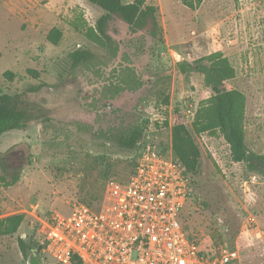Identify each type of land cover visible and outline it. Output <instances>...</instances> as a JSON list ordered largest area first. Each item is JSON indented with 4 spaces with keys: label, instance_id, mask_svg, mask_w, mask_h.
<instances>
[{
    "label": "rangeland",
    "instance_id": "374dc122",
    "mask_svg": "<svg viewBox=\"0 0 264 264\" xmlns=\"http://www.w3.org/2000/svg\"><path fill=\"white\" fill-rule=\"evenodd\" d=\"M144 1L156 7L162 35L131 32L114 16L107 24L114 48L109 53L83 35L103 13L86 0H0V91L20 92L44 81L47 86L32 98L50 111L48 121L0 137L2 157L16 146L0 172L23 166L15 185L0 187V217L25 214L15 233L0 236V264H30L32 255L22 257L16 238L37 234L35 217L27 213L31 204L43 217L68 214L72 200L81 201L77 186L86 153H106L119 164L105 184L128 178L134 151L106 142V133L147 119L144 138L163 143L170 136L172 109L178 106L188 119L187 111L210 95L203 75L181 72V61L216 50L227 55L235 69L230 83L245 96L246 145L264 153V0H203L194 9L181 0ZM54 26L62 32L56 45L45 38ZM77 48L90 49L96 59L72 67L68 53ZM27 68L37 70L39 79L29 77ZM7 70L15 73L11 82L3 77ZM195 139L201 171L181 221L201 239L236 249L239 264H264V177L233 162L218 133ZM38 259L58 264L46 254Z\"/></svg>",
    "mask_w": 264,
    "mask_h": 264
},
{
    "label": "trees",
    "instance_id": "16d2710c",
    "mask_svg": "<svg viewBox=\"0 0 264 264\" xmlns=\"http://www.w3.org/2000/svg\"><path fill=\"white\" fill-rule=\"evenodd\" d=\"M86 1L98 6L103 13L93 26L84 29L83 35L89 42L109 53H112L114 48L113 39L107 33V24L114 16L123 21L131 32L146 30L154 38L162 35L156 7L146 4L144 0H132L131 2L123 0ZM202 1L181 0L186 7L191 9L196 8ZM61 36V29L54 26L46 33L45 38L51 44L56 45ZM68 59L71 66L76 67L94 61L96 53L90 49L77 48L68 53ZM178 66L183 73L189 71L201 73L204 84L210 91V95L198 104L190 122L178 106L173 108L170 113L172 151L184 166L191 186L196 182L201 171V151L195 137L202 133L221 135L229 146L230 158L233 162L242 163L247 171L259 173L264 177V153L250 150L245 142V96L230 83L235 77V69L227 55L222 50H216L191 61H181ZM26 74L32 79H39V72L33 68H27ZM3 77L11 82L15 78V73L7 70L3 73ZM45 86L47 85L44 81H39L37 84L25 87L20 92L0 91V137L5 132L26 130L34 122L42 123L50 119L49 109L32 98L34 93L39 92ZM162 97L164 103L168 104L169 96L164 94ZM147 125L148 120L142 119V121L131 125L126 131L108 132L104 135L106 142L112 143L122 150L134 151L135 156L131 162L132 169L128 178L134 171L136 157L141 143L145 139L144 131ZM14 147L9 150L6 157H2L0 154L1 167L4 158L13 157ZM84 159L85 162L80 163L79 167V170L84 173V178L77 186V195L81 202L96 208L101 201L108 175L118 172L120 166L111 161L106 153L97 155L86 153ZM22 167L0 172V187L8 188L15 185L19 181ZM181 215L182 212L180 221ZM24 217L25 214L21 212L0 217V236L15 233ZM181 224L188 237L196 235L189 232L182 221ZM16 242L24 259H28L33 253L41 258L43 241H39L34 236L22 237L18 235Z\"/></svg>",
    "mask_w": 264,
    "mask_h": 264
},
{
    "label": "built area",
    "instance_id": "2783aa9c",
    "mask_svg": "<svg viewBox=\"0 0 264 264\" xmlns=\"http://www.w3.org/2000/svg\"><path fill=\"white\" fill-rule=\"evenodd\" d=\"M194 111H187L189 122ZM191 190L171 136L144 139L132 175L109 179L98 207L74 199L68 214L39 217L36 204L27 213L42 254L58 264H239L236 249L187 236L180 214Z\"/></svg>",
    "mask_w": 264,
    "mask_h": 264
},
{
    "label": "water",
    "instance_id": "95a60500",
    "mask_svg": "<svg viewBox=\"0 0 264 264\" xmlns=\"http://www.w3.org/2000/svg\"><path fill=\"white\" fill-rule=\"evenodd\" d=\"M41 260L38 259V257L35 255V253L32 254V257L30 258V264H40Z\"/></svg>",
    "mask_w": 264,
    "mask_h": 264
}]
</instances>
